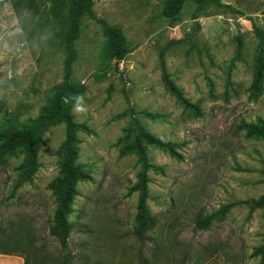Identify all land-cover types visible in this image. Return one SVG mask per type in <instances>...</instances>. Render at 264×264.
Instances as JSON below:
<instances>
[{"label":"rangeland","instance_id":"obj_1","mask_svg":"<svg viewBox=\"0 0 264 264\" xmlns=\"http://www.w3.org/2000/svg\"><path fill=\"white\" fill-rule=\"evenodd\" d=\"M81 17L69 79L77 129L67 247L49 231L61 174L63 123L36 146L38 167L15 185L26 149L0 163V261L22 264H264V207L235 204L208 228L195 220L264 194V137L241 121L264 119V0L186 1L176 18L165 0H93ZM65 0H6L0 8V131L21 129L59 90L65 73ZM119 42L118 57L107 30ZM177 143L157 148L139 130ZM149 166L146 205L155 226L133 233L137 191Z\"/></svg>","mask_w":264,"mask_h":264},{"label":"trees","instance_id":"obj_2","mask_svg":"<svg viewBox=\"0 0 264 264\" xmlns=\"http://www.w3.org/2000/svg\"><path fill=\"white\" fill-rule=\"evenodd\" d=\"M6 0H0V8ZM186 1L202 6L215 0H165L162 6V13L170 18H176ZM67 5L65 21L66 26L63 30V41L67 53L65 62V73L58 92L42 106L41 111L35 118H29L21 129H12L0 131V163L3 162L6 155L13 152L17 147L23 146L26 149V158L19 166L18 177L15 185L19 186L32 179L37 170L38 162L36 160V146L41 141L42 134L52 125L63 123L65 127V136L62 143L63 161L61 165V174L48 182L47 188L51 189L56 195V207L52 216L48 231L54 236L60 247L66 248L68 237L71 231V223L67 220V215L73 211L71 204L76 193L75 183L82 176V171L75 163L77 152V138L75 133L77 129L84 128L82 123L73 120L70 112L72 104L79 102L83 88L74 85L69 79L71 61L76 55L74 41L77 39L80 31L81 17H89L99 20L93 11V0H65ZM113 46L116 47L117 55L121 58L122 52L117 48L119 46L116 32L113 29L107 30ZM239 128H243L248 136L264 137V119L257 117L254 122L241 121ZM139 134L148 143L160 149L173 152L177 143L165 141L149 133L139 130ZM135 149L142 163V168L138 173L137 181L130 187L129 191H137L138 198L136 212L134 215L135 226L133 233L141 237L146 231L152 229L156 224V217L150 214L146 205L149 197L146 175V168L150 165L148 162L145 148L141 143L135 144ZM235 204H244L250 209L264 207V194L258 197H251L231 203H227L215 211L206 215H200L196 218L195 224L198 228L210 227L214 220L223 217ZM264 253V246L256 247L253 254Z\"/></svg>","mask_w":264,"mask_h":264},{"label":"crops","instance_id":"obj_3","mask_svg":"<svg viewBox=\"0 0 264 264\" xmlns=\"http://www.w3.org/2000/svg\"><path fill=\"white\" fill-rule=\"evenodd\" d=\"M0 264H22V261L17 258V257H14V258H8V259H4L2 261H0Z\"/></svg>","mask_w":264,"mask_h":264}]
</instances>
